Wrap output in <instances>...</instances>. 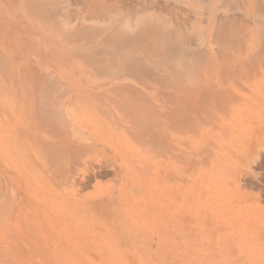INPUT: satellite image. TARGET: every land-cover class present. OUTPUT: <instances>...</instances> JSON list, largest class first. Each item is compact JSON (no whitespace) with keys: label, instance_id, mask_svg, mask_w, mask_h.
<instances>
[{"label":"rangeland","instance_id":"1","mask_svg":"<svg viewBox=\"0 0 264 264\" xmlns=\"http://www.w3.org/2000/svg\"><path fill=\"white\" fill-rule=\"evenodd\" d=\"M0 264H264V0H0Z\"/></svg>","mask_w":264,"mask_h":264},{"label":"bare ground","instance_id":"2","mask_svg":"<svg viewBox=\"0 0 264 264\" xmlns=\"http://www.w3.org/2000/svg\"><path fill=\"white\" fill-rule=\"evenodd\" d=\"M149 20H150V19H149ZM159 20H160V19H159ZM160 21H162V20H160ZM160 21H159V22H160ZM149 22H150V21H149ZM152 22H156V21H155V20H154V21L152 20ZM150 23H151V22H150ZM156 23H157V25H158V22H156ZM162 23H163V22H162ZM150 27L152 28V30L150 31V29H151V28H150L149 31H147V34H148L147 36H148V37H149V36H151V37L153 36V33H152V31H153V26L150 25ZM158 27H159V26H158ZM159 28H161V27H159ZM159 30H160V29H159ZM167 51H168V50H167ZM167 51H165L166 58L164 57V58H165L164 60H166L165 62H166V63L168 62V64H169V62H170V58H171V57H169V58L167 57V54H168V55L170 54V52L168 51L169 53H167ZM171 53H172V52H171ZM173 57H174V56H173ZM162 59H163V57H162ZM168 59H169V60H168ZM162 61H163V60H162ZM168 64H166V66H169ZM170 64H171V63H170ZM180 65L182 66L183 64H180ZM184 65H185V64H184ZM172 66H174V65H172ZM175 66H176V64H175ZM186 66H187V65H186ZM170 67H171V66H170ZM176 67H177V66H176ZM164 69H166V68L164 67ZM164 69H163V70H164ZM173 69H174V68H173ZM180 69H181V67H180ZM134 70H135V69H134ZM168 70H169V69H168ZM177 71H178V70H177ZM130 73H131V71H130ZM54 86H55V85H54ZM41 87H42V86H41ZM54 88H55V87H54ZM44 105L47 106V104H44ZM44 105H43V106H44ZM44 107H45V106H44ZM46 109H47V108H46Z\"/></svg>","mask_w":264,"mask_h":264},{"label":"crops","instance_id":"3","mask_svg":"<svg viewBox=\"0 0 264 264\" xmlns=\"http://www.w3.org/2000/svg\"><path fill=\"white\" fill-rule=\"evenodd\" d=\"M70 110H71V109H67L66 113L68 112L67 114H69V112H70V114H71V111H70ZM93 141H94V140H93Z\"/></svg>","mask_w":264,"mask_h":264}]
</instances>
